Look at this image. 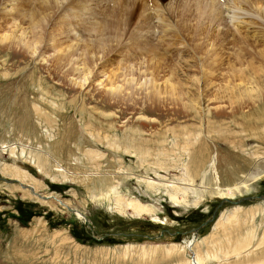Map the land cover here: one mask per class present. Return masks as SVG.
I'll use <instances>...</instances> for the list:
<instances>
[{
    "label": "rangeland",
    "instance_id": "rangeland-1",
    "mask_svg": "<svg viewBox=\"0 0 264 264\" xmlns=\"http://www.w3.org/2000/svg\"><path fill=\"white\" fill-rule=\"evenodd\" d=\"M218 1L223 21L213 24V29L225 33L228 50L224 51L218 41L201 32L202 28L209 31L195 19L183 29L177 9L170 14L162 6L161 13L148 0L138 1L126 24L124 0L98 5L82 0L62 3L56 11L57 22L56 17L53 21L58 29L62 17L80 30H86L89 22L106 21L107 30H118L119 36L113 38L121 37L116 51H107L85 82L76 74L64 73L71 72L72 62L66 52L53 50L52 40L67 38L54 30L52 22L38 31L35 49L26 43L33 37L20 35L19 28L14 33L11 27L7 30L11 34L4 38L5 31H0V264H177L189 256L182 246L194 228L199 232L196 241L215 238L208 244L214 251L229 250L239 239H247L252 241L249 250L264 260V238L260 243L264 235V20L255 16L254 1L244 3L250 12L237 19L228 10V0ZM257 1L264 7V0ZM6 12L2 8L0 26H14L8 23L11 17ZM209 17V23L215 22ZM25 22L31 24L24 19L23 27ZM188 30L198 33L195 41ZM237 33L248 39L236 45ZM211 43H217L218 49ZM236 46L243 47L240 55L246 63H236L234 71L228 60L233 62ZM120 65L133 67L134 76L113 75ZM146 65L156 74L159 93L147 94L148 85L139 87L143 83L137 72L145 75L142 79L151 76L149 69L143 71ZM168 77L174 79L177 92L182 90L173 94L165 87ZM114 84L122 85L121 91H112ZM189 101L197 104L192 108ZM139 108L145 110L143 120L135 114ZM134 128L143 131V144H138ZM185 128L201 132L191 156L183 154L180 145L171 146L174 131L179 135ZM159 132H165L163 144L157 139ZM134 134L136 145L151 150L149 161L141 163L134 153L111 146L124 144ZM160 144L170 153L164 160L156 157ZM213 153L217 157L205 178V197L197 205L194 191L184 196L178 190V199L185 197L189 203L185 205L169 196L168 190L175 191L171 187L151 189L147 184L148 179H162L184 186L180 160L192 159L194 185L198 186L202 178L197 172L208 165ZM37 156H41L43 170L38 169ZM112 184L126 198L152 206L154 214L137 215L124 204L117 206L115 195L109 192ZM237 184L234 195L228 197L231 201L222 202L219 191ZM216 209V219L205 223ZM155 215L164 223L155 220ZM256 243L261 246L257 248ZM220 256L226 262L225 255Z\"/></svg>",
    "mask_w": 264,
    "mask_h": 264
},
{
    "label": "bare ground",
    "instance_id": "bare-ground-1",
    "mask_svg": "<svg viewBox=\"0 0 264 264\" xmlns=\"http://www.w3.org/2000/svg\"><path fill=\"white\" fill-rule=\"evenodd\" d=\"M25 1H28V0H0V12H2V8L7 10L6 14H8L11 18L10 20H8V23H13L14 26H10V27H7L5 25H1V29L0 31H5L3 32V35H2V38L4 37H9V35L11 34H8L7 30L10 29L11 27L14 28L13 29V32L15 33L16 31V28L18 30H21L20 31V35H23V36H29L30 38H32L30 41H27V45L28 47H31L33 49L36 48V44L38 43V39H36V37L40 36V34H38V31H44V29L46 30L47 28V25L49 24V22H52L53 24V28L54 30H56V32H59L60 34H63L66 36L67 40L61 38V39H58V38H54L52 40V45H53V50H62L65 53V57L68 58L71 62H72V65L73 67L70 68L71 72L69 71H65L64 73H66L67 75H77V78H80L81 80H83L84 82L87 81L90 77L91 74H94L96 71V66L98 65V62L100 60H102L105 55H106V52L107 51H111V52H114L116 51V47L118 45H120V39L119 38H113V37H117L119 36L118 34V30L115 32V31H111V30H107V23L106 21H102L100 23H98L97 25H94L95 22L93 23H90L87 24V29L86 30H80V29H76L74 27H71L69 22L64 19L63 17L59 20L60 23H62L60 26H59V29L56 27V22H57V15H56V11H59L60 9V5L62 3H66L68 0H38L37 4H35L34 6L31 5V2L34 1V0H29V2H25ZM71 1V0H69ZM83 2H85V4H88V5H92L90 4L91 1L93 4H99L101 2H106V1H117V0H82ZM138 1L139 0H124V3L122 4V8L123 10L125 11V24L128 22V15L130 16H133L135 13L134 8H137V4H138ZM150 1V4L148 5H152L155 10H158V12H160L161 10V13H162V6L163 8H167V11L170 12V14H172V12H174L176 9H177V13H178V18H179V21L181 22H184V28H188L189 27V24L190 22L193 21V19H195L196 22H198L199 24L203 25L209 32H203V28L201 29V32L204 33L208 38H214V40L218 43H220V47H221V50H228L227 49V37L225 35V33L222 31L221 33L218 32V31H215L213 29V27H216L214 26L213 24L217 25V23L220 24L223 18L222 16V13H223V8L221 7V5L217 2H215V0H148ZM251 1H254L253 2V5L254 6H251L252 9H253V12L255 13V16L259 19H262L264 20V7H261L259 5H262L261 2L257 1V0H228V10H232L233 12V19H237V17L239 18V14H244L245 13H249L250 11L247 10L246 7H244V3L246 2H251ZM9 2H11V5H9ZM219 2V1H218ZM70 3V2H69ZM83 5V4H82ZM101 5V4H100ZM106 5H109V4H106ZM114 6V5H113ZM190 6V7H189ZM223 6V5H222ZM103 7V5H102ZM192 7H196L197 9L193 8ZM66 8V7H65ZM105 8V11H106V7ZM111 8V7H110ZM202 8V9H201ZM55 9V10H54ZM116 9V8H115ZM133 9V10H132ZM104 10V9H103ZM111 10V9H110ZM131 10V11H130ZM174 10V11H173ZM85 11V10H84ZM241 11V12H239ZM68 12V11H67ZM225 12V11H224ZM166 13V11H165ZM78 14V13H77ZM168 14V12H167ZM228 14V13H226ZM76 16V14H73ZM79 15V14H78ZM86 15V14H85ZM93 15V14H92ZM232 15V14H231ZM32 19H30V17ZM70 16V15H69ZM91 16V15H89ZM209 16H211V19L212 21H215L213 23H209L207 20V18H210ZM19 17H22L23 18V21L24 19H27V21H31L30 23L31 24H27L26 23V26H22V25H25V24H22V23H19L17 24L16 20L17 18ZM55 17H56V20H55ZM73 17V16H72ZM78 17V16H77ZM95 17V16H94ZM102 17V16H101ZM166 17V16H165ZM165 17H162L163 19ZM169 17V16H168ZM173 17V16H172ZM1 18V16H0ZM21 18V19H22ZM88 18V16H87ZM167 18V17H166ZM85 19H86V16H85ZM56 21L53 23V21ZM114 20V19H113ZM192 20V21H191ZM210 21V20H209ZM236 22V20H234ZM86 22V21H85ZM115 22V21H113ZM194 22V21H193ZM240 22V20L238 21ZM238 22L236 23L238 25ZM242 22V21H241ZM87 23V22H86ZM189 23V24H188ZM195 23V22H194ZM228 23V22H227ZM233 23V21H232ZM22 24V25H21ZM218 24V26H219ZM72 25V24H71ZM113 25H117L119 26V24H117L116 22L113 23ZM192 25V23H191ZM195 25V24H194ZM193 25V26H194ZM260 25V24H259ZM193 26L192 28L190 27V29H193ZM198 26V24H197ZM112 27V26H111ZM196 27V26H195ZM93 28V29H92ZM200 28V26H199ZM198 28V29H199ZM197 29V28H196ZM195 29V31H196ZM238 29V28H237ZM75 30V32H74ZM123 30V29H122ZM189 31V30H188ZM187 31V32H188ZM263 31V30H262ZM190 32L191 30L187 33L190 35ZM79 35V36H76ZM198 33H195L194 32V35L192 34L191 32V35L193 37V40L195 41L196 39V35ZM238 36L234 38L233 40V43H237V42H244V40L248 39L245 35L241 34V33H237ZM190 35V36H191ZM55 36V35H54ZM64 37V36H63ZM184 37V36H183ZM191 37V38H192ZM207 38V39H208ZM209 40V39H208ZM252 40V39H250ZM249 40V41H250ZM84 41H88L86 44L83 45L82 42ZM247 42V41H246ZM252 42V41H251ZM255 42V41H254ZM240 43V44H241ZM256 43V42H255ZM261 43V42H260ZM212 44V47L214 46L216 49H218L217 47H219L217 45V43H211ZM257 44V43H256ZM264 44V43H263ZM236 45H239V43H237ZM232 46V45H231ZM235 46V45H234ZM247 46V45H246ZM252 47V46H251ZM259 47V45H258ZM142 48V47H141ZM229 48V47H228ZM243 48V47H242ZM241 47L239 46H236L234 47V57H233V62L229 61L228 60V65L230 66V68H232V70L235 71V66H236V63H241L242 62V65L246 63V60L243 59L242 60V52ZM250 48V47H249ZM247 49V48H246ZM262 49V48H261ZM230 50V49H229ZM243 50V49H242ZM260 50V49H259ZM263 50V49H262ZM35 51V50H34ZM124 51V50H123ZM241 54V55H240ZM126 55V54H125ZM228 56V55H227ZM124 58V57H123ZM244 58V56H243ZM126 59V58H125ZM152 59V58H151ZM181 59V58H179ZM154 60V59H153ZM127 61V60H126ZM157 61V60H155ZM116 63V62H115ZM117 63H120V64H123L125 65L123 62H117ZM176 63V62H175ZM247 63L249 64L250 62H248L247 60ZM179 64V63H178ZM117 65V64H116ZM123 65H120L117 70V72L113 73V75L117 76L118 75V72L120 74L121 72V75L122 74H130L131 77L134 76L133 73H134V70H133V67H122ZM240 65V64H239ZM244 66V65H243ZM104 67V66H103ZM229 68V67H228ZM136 69V68H135ZM141 69V68H140ZM149 69V72L148 74L150 73L151 76L150 77H147V79H142V72L138 71L137 73H139V75L141 76V82L143 83L142 85L140 84V86L143 87V85H148V89L149 90V93L147 94H151V93H159V89H158V84L157 83V78L156 77H153L154 75L156 76V74L154 73V70L151 69V67L148 65H146V68L143 70L144 73L147 72V70ZM241 69V68H240ZM240 69L238 71H240ZM244 69V68H243ZM242 69V70H243ZM241 70V71H242ZM252 71V70H251ZM254 71V70H253ZM125 72V73H124ZM245 72V71H244ZM243 72V73H244ZM82 73V74H81ZM250 73V72H249ZM240 74V73H238ZM254 74V73H253ZM144 75V74H143ZM64 76V75H63ZM145 76V75H144ZM174 77V76H173ZM237 77V76H236ZM252 78V77H251ZM73 81L76 82V78H72ZM75 79V80H74ZM79 79V80H80ZM134 80V79H133ZM138 80V79H137ZM136 81V80H135ZM165 82H163V84L165 85V87H170V90L172 91L173 94H176L179 92V90H182V89H179L178 92L176 91L177 87H176V84L174 82V79L173 78H166L164 80ZM84 82H81V84H85ZM114 82V81H113ZM112 82V83H113ZM137 82V81H136ZM140 82V81H139ZM248 82V81H247ZM246 82V83H247ZM260 82V81H259ZM135 83V82H134ZM234 83V82H233ZM250 83V82H249ZM129 84V83H127ZM162 84V85H163ZM123 85V83H122ZM122 85H111L112 87L110 88L112 91H118L122 88ZM138 85V84H137ZM163 85V86H164ZM264 85V84H263ZM258 86V85H257ZM162 87V86H161ZM160 87V88H161ZM252 89V88H250ZM137 90V89H136ZM166 90V88H165ZM227 90V89H226ZM121 91V90H120ZM143 91V90H142ZM254 91V90H253ZM135 92V91H134ZM186 92V91H184ZM182 92V93H184ZM181 93V92H180ZM188 93V92H187ZM199 93V92H198ZM207 94V93H206ZM167 95V94H166ZM178 95V94H177ZM186 95V94H185ZM193 95V94H192ZM196 95V94H195ZM219 95V94H218ZM190 96V95H189ZM202 96V95H201ZM185 97V96H184ZM192 97V96H191ZM241 97V96H240ZM250 97V96H249ZM198 98V97H197ZM243 98V97H242ZM190 100V98H188ZM176 100V99H175ZM185 100V99H184ZM195 100V99H194ZM200 100V99H199ZM191 101V100H190ZM189 101V103H190ZM194 102V101H193ZM192 103V102H191ZM190 103V106L193 108L194 105H196L197 103L195 102L194 104H191ZM189 106V107H190ZM136 111V112H135ZM134 112L135 114H138L139 116V119L143 120L142 118L145 119V115L143 114L145 110H143L142 108H139L138 110L136 109ZM115 112V111H114ZM112 112L114 115L116 113ZM143 112V113H142ZM112 113H109V114H106L107 116L111 117L114 115ZM235 117V116H234ZM210 121L208 120V133H210V130H212V128H210L209 126L210 125ZM90 124L87 123V126H89ZM87 129V128H86ZM174 131V130H173ZM133 132H137V136H138V139H139V142L138 144H143L140 139L143 138V131L140 129V128H134L133 129ZM171 132V131H170ZM183 132V133H182ZM182 134H177L176 131H174V136H175V140L171 143L172 145V148L174 147L177 148L179 145V147H181V150L183 154L185 155H189L191 156L190 154V149L192 146H194L196 144V142L199 141V138H200V134L201 132L200 131H197L196 132H190L188 129H183L182 130ZM165 132H163L161 135H160V132L158 133V140L163 144V142H165L166 140V137L164 135ZM160 135V136H159ZM130 136V135H129ZM128 136V137H129ZM183 136V137H182ZM135 134L133 135L132 138H128L124 144L123 143H120L118 142V145H116L115 143H112L111 146L114 147V148H120L121 147V150L125 151V152H130V153H134L139 162L143 163V162H146V161H149L148 159L150 158V155L152 152H150L151 150L148 149V148H144L143 146L141 147L140 145H136L135 144ZM180 138H182L180 140ZM134 140V141H133ZM171 140V139H170ZM169 141V140H168ZM167 141V142H168ZM205 141V140H204ZM158 146V145H157ZM170 147V146H169ZM162 150L164 152H162ZM173 150V149H172ZM203 150H204V147H203ZM39 153V152H38ZM172 153V152H171ZM175 153V152H174ZM204 153V152H203ZM210 153V152H209ZM202 154V153H201ZM43 155V154H42ZM200 155V154H199ZM163 156H170V153H166V149L164 148L163 145L160 144V150H158V153H156V157L158 159H162L164 160V157ZM209 156V155H208ZM38 157V156H37ZM41 157V156H40ZM40 157H38V160H37V165H38V169L40 168L41 170L42 169V165H41V159ZM54 157V156H53ZM206 157V156H205ZM216 153H213L212 156L209 157L208 159V165L205 166L203 169H201L199 172L200 174V177L202 178L201 179V182L198 186L194 185V175H193V172L191 170V165H190V162L192 159H190L189 161H182L180 159H175V160H180L181 162V166L183 171H182V180H184L185 182V185L184 186H180V185H177V183H168L166 181H162V179H159L158 180H153V179H148L147 180V184L148 186L151 187V189H158L160 186L159 185H163L165 186V188L168 189V187H171V189L175 190L174 192L171 190L169 191L168 190V193H169V196L174 199V202L176 203H184L185 205H188L189 203L187 202V199L185 197H182V200H179L178 199V190H181L183 195L187 192V191H194L195 192V195H196V198L195 200L193 201L194 204L197 205V203L201 202L204 197H205V187L207 185H205V178L207 177L208 173H209V168L212 169V164L216 158ZM45 158L47 159V156H45ZM90 159L94 160L95 158L94 157H89ZM179 158V157H178ZM187 158V157H186ZM204 158V157H203ZM49 159V158H48ZM169 159V158H168ZM173 159V160H174ZM189 159V158H188ZM54 160V159H52ZM166 160V158H165ZM205 160V159H204ZM47 161V160H46ZM205 164V163H204ZM59 165V164H58ZM201 168V167H200ZM17 170V169H16ZM196 173V174H197ZM59 174V173H58ZM195 174V173H194ZM64 175V174H62ZM27 175L24 174L23 176V179H25ZM196 176V175H195ZM208 178V177H207ZM30 179V178H29ZM209 180V179H208ZM181 181V180H179ZM183 182V181H182ZM180 184V183H179ZM37 185H38V182L34 183V187H32V189L29 191V193L31 195H33L32 192H34V189L37 188ZM239 184H237L236 186H227L226 188H223L219 191V194L221 195V197H230L232 195H234L235 193V189L238 187ZM115 188V189H114ZM208 188V187H207ZM112 189H114L112 191ZM32 191V192H31ZM109 192L113 193L115 195V199L118 203L117 206H121L122 204H124L125 206L129 207L131 210H133V212L137 215H141L142 213H151L152 215L154 214V209L152 206H149L148 204H144L143 202L139 201V199L137 198H126L123 194L121 195V193L118 191L117 187L115 184H112L110 185V190ZM193 193V192H192ZM35 194V192H34ZM178 194V195H177ZM185 196V195H184ZM260 209V208H259ZM235 210H238V209H235ZM263 211V210H262ZM76 212V211H75ZM233 212V211H232ZM259 212V211H258ZM76 214L78 215L79 218H82L83 215L81 214V212L77 211ZM228 214V213H227ZM239 214V213H238ZM81 216V217H80ZM232 217V216H231ZM154 219L155 220H160V217L155 215L154 216ZM228 221L229 217L226 218ZM233 219V218H232ZM231 220V219H230ZM160 223H164L163 221H159ZM223 222V221H222ZM217 225V224H216ZM255 230V229H254ZM215 232V231H214ZM194 233V231L192 232ZM221 233V232H220ZM218 236V235H217ZM198 237V235L196 236V234L194 233L191 237H188L186 238L184 241V245L182 246V248L185 250H187L189 253V256L188 257H185L184 260H180V262H178L177 264H206L207 262L211 263L213 262L214 260L216 261V263L214 264H264V260H260V259H257L256 256H254L255 254L257 255V252H253L251 250H249L250 246H251V242L252 241H248L247 239H244V241L240 240L237 241V243L235 244V246L233 248H230L229 250H226V248L223 250L222 247H220V249H217L216 251H214L215 249L213 248V250L211 248H209V245L208 244H211L213 243V240L215 239H204V238H200L198 239L197 241L195 240L196 238ZM215 237V236H214ZM227 237V236H226ZM230 237V236H229ZM212 238V237H211ZM225 238V237H224ZM228 238V237H227ZM247 238V237H246ZM263 238H264V235L261 237L260 239V243L262 244L263 243ZM217 240V239H216ZM219 240V239H218ZM246 240V241H245ZM231 241V238H229V242ZM207 243V244H206ZM244 243V244H243ZM259 243V242H258ZM217 244H218V241H217ZM205 245H208V247L206 248H203ZM213 245V244H212ZM219 245V244H218ZM216 246V245H215ZM257 248H259L261 245L260 244H257L255 245ZM217 247V246H216ZM172 249V248H171ZM255 249V247H254ZM264 249V248H263ZM262 249V250H263ZM258 250V249H256ZM246 252V253H243L242 255H240L242 252ZM260 251V250H259ZM258 251V252H259ZM253 253V255H251ZM220 254H224L225 255V259H226V262L222 263L221 262V257ZM143 255L145 256V253H143ZM254 256V257H252ZM262 256V255H261ZM234 257L235 260H232L230 258Z\"/></svg>",
    "mask_w": 264,
    "mask_h": 264
},
{
    "label": "water",
    "instance_id": "water-1",
    "mask_svg": "<svg viewBox=\"0 0 264 264\" xmlns=\"http://www.w3.org/2000/svg\"><path fill=\"white\" fill-rule=\"evenodd\" d=\"M248 198H250V199H254L255 197L252 196V197H248ZM243 199H244V198L239 199V200H237V201H232V202H234V203H239V202L242 201ZM224 201H231V199L228 198V197H222V202H224ZM220 205H222V204H220ZM72 210L75 212L74 209H72ZM217 213H218V209H216V210L213 212V214H212V218L208 219L205 223H207V222H209V221H211V220H215L216 217H217ZM193 231H194V233H195L196 235L199 234V232H198V228H194ZM119 234H120V233H119ZM198 236H199V235H198Z\"/></svg>",
    "mask_w": 264,
    "mask_h": 264
}]
</instances>
